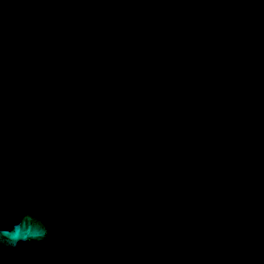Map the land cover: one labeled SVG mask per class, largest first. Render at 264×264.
Segmentation results:
<instances>
[{
	"label": "water",
	"instance_id": "obj_1",
	"mask_svg": "<svg viewBox=\"0 0 264 264\" xmlns=\"http://www.w3.org/2000/svg\"><path fill=\"white\" fill-rule=\"evenodd\" d=\"M0 264H264V0H0Z\"/></svg>",
	"mask_w": 264,
	"mask_h": 264
}]
</instances>
